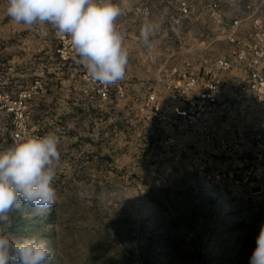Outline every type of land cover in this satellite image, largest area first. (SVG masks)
<instances>
[{"label":"rangeland","instance_id":"obj_1","mask_svg":"<svg viewBox=\"0 0 264 264\" xmlns=\"http://www.w3.org/2000/svg\"><path fill=\"white\" fill-rule=\"evenodd\" d=\"M6 8L0 0L6 63L0 74L16 92L46 73L47 91L29 103L25 136L55 133L61 153L55 205L39 214L15 212L11 234L47 238L54 251L49 264H250L264 225V197L222 193L224 204L212 200L202 178L215 150L138 111L161 68L130 51L117 82L123 96L113 90L108 100L90 99L82 91L84 67L46 64V50L34 59L32 48L53 46L45 27L17 25ZM12 55L21 62L10 72ZM13 127V117L0 111V151L13 146Z\"/></svg>","mask_w":264,"mask_h":264},{"label":"built area","instance_id":"obj_2","mask_svg":"<svg viewBox=\"0 0 264 264\" xmlns=\"http://www.w3.org/2000/svg\"><path fill=\"white\" fill-rule=\"evenodd\" d=\"M114 2L123 9L116 23L128 53H140L137 61L161 68L138 111L215 150L216 159L204 166L202 178L213 195L264 197V0ZM147 21L161 25L151 48L140 37ZM44 27L53 43L48 59L62 67L80 65L69 38L51 25ZM45 74L36 73L16 92L7 90L9 77L0 74V111L14 119L13 145L27 133L30 101L47 91ZM82 80L83 96L93 100H108L113 90L120 96L125 92L123 83L102 85L86 70Z\"/></svg>","mask_w":264,"mask_h":264},{"label":"clouds","instance_id":"obj_3","mask_svg":"<svg viewBox=\"0 0 264 264\" xmlns=\"http://www.w3.org/2000/svg\"><path fill=\"white\" fill-rule=\"evenodd\" d=\"M6 12L17 25H51L67 36L74 59L93 81L111 85L125 77L129 53L116 23L123 9L114 0H7ZM160 27L157 21L143 24L146 47H152ZM59 145L55 133L28 135L0 151V264H49L53 258L47 238L38 233L15 238L10 230L15 212L29 208L39 214L55 205ZM250 264H264V225Z\"/></svg>","mask_w":264,"mask_h":264},{"label":"crops","instance_id":"obj_4","mask_svg":"<svg viewBox=\"0 0 264 264\" xmlns=\"http://www.w3.org/2000/svg\"><path fill=\"white\" fill-rule=\"evenodd\" d=\"M50 46L51 45H47L46 48L44 46L40 48V52L46 50L44 52V54H46V55H44V57H43V62H45L46 64H48L51 61V60L48 59V55L53 50V46L52 47H50ZM47 49H49V50L47 51ZM12 51H14V50L12 49ZM31 55L34 56L33 57L34 59H36L35 55H37V48H34V49L32 48ZM12 57H13V59L11 61H9V64L12 63V65H9V66H12L13 69H14V62L19 63V62H21V60L19 59V57L17 55H12ZM33 63H35V62H33ZM0 66H4V67L6 66V63L4 62L3 58L1 57V55H0Z\"/></svg>","mask_w":264,"mask_h":264},{"label":"bare ground","instance_id":"obj_5","mask_svg":"<svg viewBox=\"0 0 264 264\" xmlns=\"http://www.w3.org/2000/svg\"><path fill=\"white\" fill-rule=\"evenodd\" d=\"M203 183H204L203 185H205L207 187V191H208L209 195L212 197V200L218 201L221 204H224L225 203L224 200H223V198H221L220 195H218V196L213 195V193L210 190V186L211 185L208 182H206L205 180H203Z\"/></svg>","mask_w":264,"mask_h":264}]
</instances>
